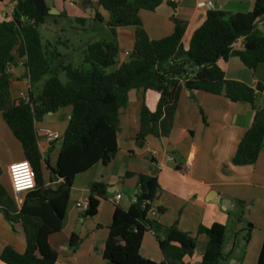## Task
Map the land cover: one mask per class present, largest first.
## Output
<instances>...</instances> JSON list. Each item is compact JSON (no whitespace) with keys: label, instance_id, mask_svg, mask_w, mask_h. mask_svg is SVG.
<instances>
[{"label":"trees","instance_id":"obj_1","mask_svg":"<svg viewBox=\"0 0 264 264\" xmlns=\"http://www.w3.org/2000/svg\"><path fill=\"white\" fill-rule=\"evenodd\" d=\"M161 3L162 0H97L108 19L104 21L96 13L94 20L105 24L112 39L86 46L82 58L86 67L70 64L52 67L58 55L42 44L39 34V28L49 17L44 0H16L11 20L0 22V115L19 142L23 160L30 163L35 174V187L25 194L19 207L11 191L7 192L0 184V214L12 230L20 226L25 242L22 253L3 246L2 263L55 264L57 253L48 240L61 230L74 178L96 164L106 166L114 159L118 152L119 110L126 107L130 90L142 91L135 138L138 148L150 137H169L180 94L185 90L249 104L254 110L252 123L238 143L231 164L250 166L257 161L264 138V108H257L255 102L262 87L251 89L225 79L223 65L232 56L248 69L264 64V31L258 30L260 24L264 25V0H255L253 9L247 13L209 10L186 46L182 44L184 21L174 19L172 33L160 40L149 39L143 29L139 12H153ZM125 27L134 28V42L130 55L120 61L115 32ZM239 39L243 40V47L234 50L232 45ZM19 59L25 60L31 87L46 79L37 95L29 89L26 99L12 100L10 70ZM113 66V71H107ZM59 73H64L65 82L59 79ZM65 107L71 108V114L55 167L50 168L39 151L35 124ZM44 167L50 172L48 185L43 180ZM125 176L136 177L137 193L127 210L115 206L103 259L107 264H156L139 253L143 235L150 232L163 256L159 264H183V259L195 252V239L179 231L176 224L164 226L150 216L159 192L156 178L130 172ZM106 197V186L92 183L83 216H96L101 200ZM239 206L244 203L239 202ZM156 211L161 214L163 210ZM249 232L244 236L245 244ZM225 233V227L217 223L197 228L196 234L207 238L200 264L226 261L229 254L224 255ZM79 241L76 235H71V247L75 248ZM234 248L233 243L230 252ZM256 264H264V238Z\"/></svg>","mask_w":264,"mask_h":264},{"label":"crops","instance_id":"obj_2","mask_svg":"<svg viewBox=\"0 0 264 264\" xmlns=\"http://www.w3.org/2000/svg\"><path fill=\"white\" fill-rule=\"evenodd\" d=\"M15 1L0 0V22L4 20L2 15L5 10ZM44 1L52 14L41 26L43 30L49 29L50 23L56 25L58 22L89 27L90 35L78 48L81 58L88 44L105 40L91 30L94 23H99L94 20L96 13L104 21L108 19V14L98 6L97 0ZM208 2L213 4V10L247 13L253 9L255 0H162L155 11H140L139 19L151 40L169 36L173 31L174 19L184 21L186 29L182 44L186 46L193 32L205 20L209 11ZM100 24L103 30L109 31L105 24ZM258 30L264 31V25L260 24ZM115 34L122 56L119 60L123 61L125 58L122 53L132 52L134 28H118ZM55 39L57 41L42 43L58 55L52 67L60 68L68 64L77 67L68 55L73 48L70 40L65 41L66 53H63L56 48L62 43L56 34ZM242 47L241 39L233 49L241 50ZM21 63L22 59L17 60L10 70L12 100H16L19 94H24L26 99L29 89L32 91L26 68ZM223 71L227 80L238 81L251 89L261 86L262 91L255 104L257 108H264V64L248 69L237 57L232 56L223 65ZM141 103L142 91L130 90L126 107L119 110L118 152L114 159L106 166L96 164L74 178L61 230L48 240L50 247L57 253L55 264H107L102 254L115 206L127 210L137 193L136 177L127 178L126 172L156 178L159 192L152 209L163 211L153 218L164 226L176 224L179 231L195 239V252L185 257L183 264H200L207 238L203 234L197 235V228H207L214 223L225 227V241L231 233L224 246V255L229 254V257L222 264H256L264 238V138L255 164L239 167L231 164L238 143L252 123L254 110L249 104L233 103L222 96L203 92L190 94L183 90L169 137H150L143 147L138 148L135 138L139 129ZM70 114L71 108L65 107L47 114L35 124L39 151L50 168L55 167L62 138L47 141L42 131L48 130L62 137ZM19 161H23L21 146L0 115V180L9 190L7 192H10L8 166ZM152 163L160 165L159 169ZM49 174V170L44 167L43 180L47 185ZM94 182L106 186L107 197L101 200L96 216L88 218L83 216L76 203L87 202L90 185ZM117 194L121 195L120 199L112 201ZM239 202H243L244 206L240 207ZM247 230H250V238L245 244ZM73 234L80 240L75 248L70 245ZM233 243L235 248L230 252ZM3 246H11L22 253L25 242L20 226L16 225L15 231L12 230L0 214V250ZM139 253L142 258L156 264L163 261L158 241L150 232L143 235ZM0 264L4 263L0 261Z\"/></svg>","mask_w":264,"mask_h":264},{"label":"rangeland","instance_id":"obj_3","mask_svg":"<svg viewBox=\"0 0 264 264\" xmlns=\"http://www.w3.org/2000/svg\"><path fill=\"white\" fill-rule=\"evenodd\" d=\"M48 27H49V29H47V30H43L41 27L39 28L41 42L44 44L45 41H50V42H51V40H52V42L57 41L55 39V34H56L62 42L56 48H58L59 51L66 53V49L64 48V46L66 44L65 41L70 40V44L72 45L71 47H73V48H72V50H70L68 55H69L70 59H72V63L74 65H76L77 67H81V66L86 67L82 63V58H81V55L78 51V48H79V45L81 43L85 42L87 40V37L90 35L91 31L88 29L89 27L85 26L83 28L80 24H77V23L68 24L66 22H58L56 25L54 23H50ZM102 28L103 27L101 26L100 23H94L93 26L91 27V30L93 29L95 31V33H98L99 37H101V39L109 40L111 38L109 31L103 30ZM85 29H87V32ZM71 47H69V48H71ZM121 57L122 56L120 53L118 55V58L120 59ZM114 69H115V67L113 66V67L109 68L107 71L110 72V71H113ZM58 77L62 82L66 81L64 73H59ZM45 79H46V77H44L38 83L32 84L33 95H37L39 93ZM0 184L4 187V189L6 191H9L7 189V187L5 186V184L3 183V181L0 180ZM229 237H231V233H229L227 235V239L225 241L226 243L229 240Z\"/></svg>","mask_w":264,"mask_h":264},{"label":"built area","instance_id":"obj_4","mask_svg":"<svg viewBox=\"0 0 264 264\" xmlns=\"http://www.w3.org/2000/svg\"><path fill=\"white\" fill-rule=\"evenodd\" d=\"M15 3H16V1H15ZM15 3L5 10L4 14L2 15V18L4 20H11ZM207 8L209 10H213L214 9L213 4L208 2ZM239 40H241V39H239ZM239 40H237L235 43H233L232 48L237 45V42ZM122 55L124 58H127L130 55V53L129 52H123ZM24 62H25V60L22 59L21 65L23 67H24ZM23 99H25V95L19 94V96L16 100H23ZM42 135L47 141H57V140H60L62 138L59 134L54 133V132H50L48 130H43ZM154 154L155 153H153L152 155H154ZM152 164L157 169H159L160 165L154 164V163H152ZM7 173H8L10 191H11L13 200H14L16 206L19 207L23 201L22 195L32 191L35 187L34 171L31 167L30 163L23 160V161L15 162V163H12L11 165H9L8 169H7ZM120 196L121 195L117 194L112 199V201L119 200ZM76 206L78 208H80L83 213L87 210V202H83V201L77 202ZM150 216L151 217L157 216V212L154 209H151L150 210Z\"/></svg>","mask_w":264,"mask_h":264},{"label":"water","instance_id":"obj_5","mask_svg":"<svg viewBox=\"0 0 264 264\" xmlns=\"http://www.w3.org/2000/svg\"><path fill=\"white\" fill-rule=\"evenodd\" d=\"M48 14L50 15V14H52V12H51V10H48ZM49 114H51V113H49ZM248 227H251V226H248ZM118 240H121V238H117Z\"/></svg>","mask_w":264,"mask_h":264}]
</instances>
